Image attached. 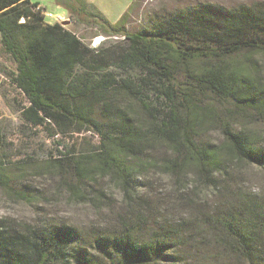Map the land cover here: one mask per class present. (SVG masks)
Here are the masks:
<instances>
[{
	"label": "trees",
	"instance_id": "16d2710c",
	"mask_svg": "<svg viewBox=\"0 0 264 264\" xmlns=\"http://www.w3.org/2000/svg\"><path fill=\"white\" fill-rule=\"evenodd\" d=\"M56 4L105 40L47 23L31 0H0L6 81L26 129L58 143L44 168L56 195L109 215L89 232L1 217L0 264H264V191L244 182L264 149L214 106L264 122V0L158 14L133 33L86 0ZM0 186L36 200L1 156Z\"/></svg>",
	"mask_w": 264,
	"mask_h": 264
},
{
	"label": "rangeland",
	"instance_id": "374dc122",
	"mask_svg": "<svg viewBox=\"0 0 264 264\" xmlns=\"http://www.w3.org/2000/svg\"><path fill=\"white\" fill-rule=\"evenodd\" d=\"M36 1V0H35ZM44 7L46 13H52L54 17H46V22L53 24L57 18L67 12L56 0H38ZM88 1V0H86ZM99 1L107 19L112 24L125 16L124 23L128 31L137 32L153 21L158 14H167L175 10L193 8L200 4H213L228 9L236 8L240 5H253L263 0H97ZM121 17L118 19V15ZM116 19H118L116 21ZM64 21H70L65 28L75 32L87 43L95 47L105 40L103 36L97 37L95 28L75 23L70 15ZM115 21V22H114ZM63 23V22H62ZM99 44H96V42ZM14 69V65L3 54L0 44V130L5 137V147L0 150L1 160L6 169V174L14 181H21L34 187L31 193L35 194V202L28 203L17 195L9 194L0 186V218L7 217L20 221H41L45 218L56 220L58 223L75 226L82 232H89L104 225L108 218L109 210L98 212L92 209L88 201L69 202L66 193L61 189L56 195L57 180L48 175L44 168L49 163L51 155L57 157L56 148L58 143L47 134L38 131L28 130L24 126L15 104L13 95L9 91L6 71ZM264 72V67L262 68ZM5 86L2 87L1 85ZM3 88V89H2ZM214 106L219 113L225 115H235L234 119L237 127L249 128L256 135L258 141L264 149V122L258 121L255 117L240 114L234 110L229 103L214 102ZM248 129V128H247ZM219 134L213 133L212 139L219 140ZM81 138L78 139L80 143ZM22 164L25 170L24 177L19 178L15 167ZM247 177L244 182L247 187L257 192L264 191V169L251 167L246 172ZM165 181L162 179L154 183ZM154 184V185H156ZM118 197V196H117ZM214 253V252H213ZM217 261V260H216ZM168 264V263H163Z\"/></svg>",
	"mask_w": 264,
	"mask_h": 264
},
{
	"label": "crops",
	"instance_id": "0c3cea01",
	"mask_svg": "<svg viewBox=\"0 0 264 264\" xmlns=\"http://www.w3.org/2000/svg\"><path fill=\"white\" fill-rule=\"evenodd\" d=\"M31 2H33V3H38L39 5H40V7H42L44 10H45V7H44V5L40 2V1H38V0H31ZM89 4H93L94 6H96L97 7V9L98 10H100V12L106 17V18H108L107 17V15H105V13H104V11H103V9H102V7H101V5H100V3H99V1H97V0H88L87 1ZM52 14V13H51ZM70 14L68 13V11L65 13V15H62V16H60L62 19H63V21L62 22H64V20L66 19V17H68ZM122 15H121V13L118 15V19L121 17ZM118 19H116V21L118 20ZM62 22H61V24H62ZM115 22V21H114ZM56 23V22H55Z\"/></svg>",
	"mask_w": 264,
	"mask_h": 264
},
{
	"label": "built area",
	"instance_id": "2783aa9c",
	"mask_svg": "<svg viewBox=\"0 0 264 264\" xmlns=\"http://www.w3.org/2000/svg\"><path fill=\"white\" fill-rule=\"evenodd\" d=\"M44 15H45L46 17H54V15L51 14V13H46V12H44ZM62 21H63V19H62L61 17L57 18V22H58V23H61Z\"/></svg>",
	"mask_w": 264,
	"mask_h": 264
},
{
	"label": "water",
	"instance_id": "95a60500",
	"mask_svg": "<svg viewBox=\"0 0 264 264\" xmlns=\"http://www.w3.org/2000/svg\"><path fill=\"white\" fill-rule=\"evenodd\" d=\"M69 24H70V21H64V22L62 23L63 26H67V25H69Z\"/></svg>",
	"mask_w": 264,
	"mask_h": 264
},
{
	"label": "bare ground",
	"instance_id": "6f19581e",
	"mask_svg": "<svg viewBox=\"0 0 264 264\" xmlns=\"http://www.w3.org/2000/svg\"><path fill=\"white\" fill-rule=\"evenodd\" d=\"M96 44H99V42L97 41ZM98 46V45H97Z\"/></svg>",
	"mask_w": 264,
	"mask_h": 264
}]
</instances>
